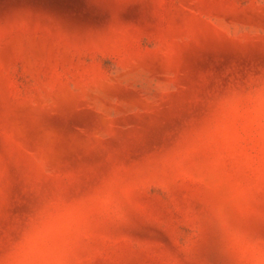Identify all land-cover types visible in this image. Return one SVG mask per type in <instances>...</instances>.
<instances>
[{
  "label": "rangeland",
  "instance_id": "obj_1",
  "mask_svg": "<svg viewBox=\"0 0 264 264\" xmlns=\"http://www.w3.org/2000/svg\"><path fill=\"white\" fill-rule=\"evenodd\" d=\"M264 0H0V264H264Z\"/></svg>",
  "mask_w": 264,
  "mask_h": 264
},
{
  "label": "snow or ice",
  "instance_id": "obj_2",
  "mask_svg": "<svg viewBox=\"0 0 264 264\" xmlns=\"http://www.w3.org/2000/svg\"><path fill=\"white\" fill-rule=\"evenodd\" d=\"M259 226L261 230L264 231V219H261Z\"/></svg>",
  "mask_w": 264,
  "mask_h": 264
}]
</instances>
